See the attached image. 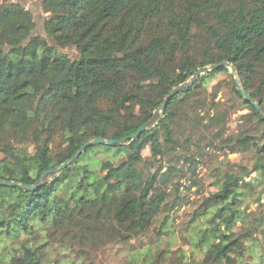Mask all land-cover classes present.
I'll list each match as a JSON object with an SVG mask.
<instances>
[{
    "label": "trees",
    "instance_id": "16d2710c",
    "mask_svg": "<svg viewBox=\"0 0 264 264\" xmlns=\"http://www.w3.org/2000/svg\"><path fill=\"white\" fill-rule=\"evenodd\" d=\"M38 4L42 33L24 4L0 3V182L35 186L0 185V264H42L43 249L57 232L73 239L80 231L85 243L126 244L148 233L161 213L188 204L172 179H185L199 160L179 152L175 121L197 91L227 74L222 63L260 112L232 83L239 108L249 111L255 127H264V0ZM66 49L74 50L72 58L60 52ZM205 68L213 70L170 98L153 127L126 140L152 119L172 90ZM207 120L210 126L222 123V115L216 112ZM222 130L215 137L228 153L255 149L252 171L264 178V143H256L264 131L259 138L222 139ZM97 138L122 144L88 147L39 182L45 171ZM146 147L152 159L170 163L166 173L147 175L140 169ZM174 157L182 168L171 164ZM237 171L225 173L218 191L193 213L198 220L214 210L207 223L220 221L210 229L216 242L198 264H240L248 237L236 238L231 230L242 218L241 188H250L244 180L251 171ZM24 234L28 238L16 242ZM38 238L45 241L35 242ZM166 258L157 253L151 264H189Z\"/></svg>",
    "mask_w": 264,
    "mask_h": 264
},
{
    "label": "rangeland",
    "instance_id": "374dc122",
    "mask_svg": "<svg viewBox=\"0 0 264 264\" xmlns=\"http://www.w3.org/2000/svg\"><path fill=\"white\" fill-rule=\"evenodd\" d=\"M2 2H16L28 7L34 15L36 31L42 33L43 16L38 0H0ZM60 52L70 58L75 53L73 49ZM227 69V74L217 76L205 89L197 91L196 96L180 108V120L175 121V136H178L181 144L179 152L187 156H197L199 160L197 168L187 172L185 179L176 180L177 176L172 179L174 183L178 181L176 186L180 199L188 204L161 213L148 233L126 244L114 241L85 243L78 238L80 231L73 239L67 232H57L53 238L48 239V244L43 249L42 264H151L154 256L160 252H164L166 259L184 258L189 264H198L203 260L206 249L215 241V233L210 229L217 227L220 221L207 223L211 218L214 219V210L198 220H193V213L201 208L205 198L218 191L219 181L224 174L229 170L237 171L238 168L251 171L244 180L250 188H241L244 197L238 209L242 218L236 221L231 230L236 238L248 237L242 238L244 248L239 263L264 264V178L258 172L252 171L258 155L253 147L245 152L230 154L220 144V139L215 137L223 129L220 132L222 139L234 138L239 134L259 138L264 127H255V120L249 117V111L239 108V100L232 91V83L237 85V77L231 68ZM212 70L202 75L211 73ZM216 112L222 115V123L210 126L207 117ZM161 114L159 113L160 117ZM244 116L251 120L243 119ZM205 125L207 128L203 127ZM256 143L258 147L262 146L264 138ZM141 155L144 162L140 169H144L147 175L160 176L166 173L170 163L152 159L148 147L141 151ZM178 161L174 157L171 164L182 168L181 163L176 164ZM168 189H172L171 184ZM223 231L224 227L220 226V233ZM41 236L45 238V235ZM27 238L28 235L24 234L16 242ZM41 238L35 242H44L45 239ZM31 239L35 240L34 237ZM14 245L12 242L9 247Z\"/></svg>",
    "mask_w": 264,
    "mask_h": 264
},
{
    "label": "water",
    "instance_id": "95a60500",
    "mask_svg": "<svg viewBox=\"0 0 264 264\" xmlns=\"http://www.w3.org/2000/svg\"><path fill=\"white\" fill-rule=\"evenodd\" d=\"M221 66L226 67V68L228 67V65H227L226 63H222ZM209 70H211V69H207V68H205V69H203V70H199V71H197L196 74H195V76L193 77V79H192L190 82H188V83H186V84H184V85H181V86H179L178 88L172 90L171 93H170V94L166 97V99L164 100L163 104L161 105L160 110L154 113L152 119H151L150 121H148L147 123H145L144 125H142V126H141V127H140V128H139V129L133 134V135H131V136H130L129 138H127L126 140H134V139L137 138L138 135L142 134V133L145 132L146 130H148V129H150L151 127H153V126L158 122L159 117H160L159 113H162V111H163V109H164L166 103L168 102V100H169L170 98H172L174 95L178 94V93H179L180 91H182L183 89H185V88H187L188 86L192 85V84L197 80V78H198L200 75L207 73ZM237 87H238V89L240 90L241 96L244 98V100H245L246 102H248V103H251V104L254 106V108H255L258 112H260L258 105H256L255 103H253V102L251 101L250 97H249L246 93H244V92L241 91V88L238 86V84H237ZM119 144H122V142H121V141H113V140H104V139H102V138H97V139H94V140H92V141H90V142H87V143H85V144H84V145L78 150V152H77V153H76V154H75L70 160H68L66 163H64V164L61 165L60 167L52 168V169H49L48 171H45V172L43 173V175L41 176L39 182H41L42 179H43V177H45L46 175H48V174H52V173H54V172H56V171H59V170L65 168L66 166H68L72 161H74L75 159H77L78 156H79L82 152H84L85 149L88 148V147H92V146H95V145H101V146H112V145H119ZM0 185L12 186V187H18V188H25V189H34V188H35V186H22V185H16V184H14V183H6V182H0Z\"/></svg>",
    "mask_w": 264,
    "mask_h": 264
}]
</instances>
